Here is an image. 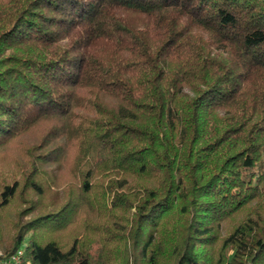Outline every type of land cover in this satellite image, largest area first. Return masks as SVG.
Masks as SVG:
<instances>
[{
  "label": "trees",
  "instance_id": "16d2710c",
  "mask_svg": "<svg viewBox=\"0 0 264 264\" xmlns=\"http://www.w3.org/2000/svg\"><path fill=\"white\" fill-rule=\"evenodd\" d=\"M1 251L264 264V0H0Z\"/></svg>",
  "mask_w": 264,
  "mask_h": 264
},
{
  "label": "built area",
  "instance_id": "2783aa9c",
  "mask_svg": "<svg viewBox=\"0 0 264 264\" xmlns=\"http://www.w3.org/2000/svg\"><path fill=\"white\" fill-rule=\"evenodd\" d=\"M23 253L20 251L16 255L12 256L9 260L3 262L4 264H21Z\"/></svg>",
  "mask_w": 264,
  "mask_h": 264
},
{
  "label": "rangeland",
  "instance_id": "374dc122",
  "mask_svg": "<svg viewBox=\"0 0 264 264\" xmlns=\"http://www.w3.org/2000/svg\"><path fill=\"white\" fill-rule=\"evenodd\" d=\"M2 253H3V251L0 252V255H1ZM3 262H4V260H1V261H0V264L3 263Z\"/></svg>",
  "mask_w": 264,
  "mask_h": 264
}]
</instances>
